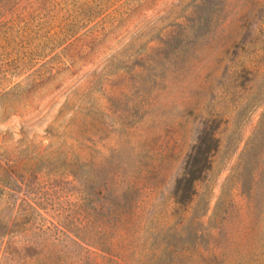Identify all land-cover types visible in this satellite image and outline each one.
I'll return each mask as SVG.
<instances>
[{"label":"rangeland","instance_id":"374dc122","mask_svg":"<svg viewBox=\"0 0 264 264\" xmlns=\"http://www.w3.org/2000/svg\"><path fill=\"white\" fill-rule=\"evenodd\" d=\"M0 264H264V0H0Z\"/></svg>","mask_w":264,"mask_h":264},{"label":"trees","instance_id":"16d2710c","mask_svg":"<svg viewBox=\"0 0 264 264\" xmlns=\"http://www.w3.org/2000/svg\"><path fill=\"white\" fill-rule=\"evenodd\" d=\"M218 147V139L214 131L205 129L190 154L184 172L176 180L174 196L178 204L187 205L195 193V183L209 167L213 153Z\"/></svg>","mask_w":264,"mask_h":264}]
</instances>
